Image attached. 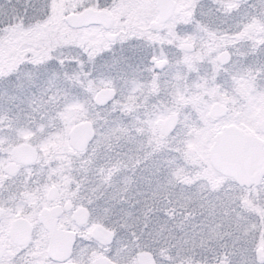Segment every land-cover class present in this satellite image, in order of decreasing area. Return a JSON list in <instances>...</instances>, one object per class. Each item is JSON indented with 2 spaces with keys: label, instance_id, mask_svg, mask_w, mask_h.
<instances>
[{
  "label": "snow or ice",
  "instance_id": "obj_1",
  "mask_svg": "<svg viewBox=\"0 0 264 264\" xmlns=\"http://www.w3.org/2000/svg\"><path fill=\"white\" fill-rule=\"evenodd\" d=\"M0 264H264V0H0Z\"/></svg>",
  "mask_w": 264,
  "mask_h": 264
}]
</instances>
